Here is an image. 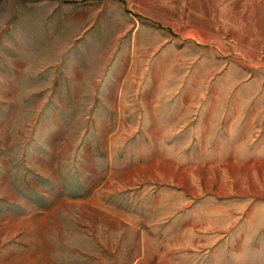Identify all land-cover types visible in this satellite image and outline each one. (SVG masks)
Listing matches in <instances>:
<instances>
[{
    "label": "rangeland",
    "instance_id": "obj_1",
    "mask_svg": "<svg viewBox=\"0 0 264 264\" xmlns=\"http://www.w3.org/2000/svg\"><path fill=\"white\" fill-rule=\"evenodd\" d=\"M0 264H264V0H0Z\"/></svg>",
    "mask_w": 264,
    "mask_h": 264
}]
</instances>
